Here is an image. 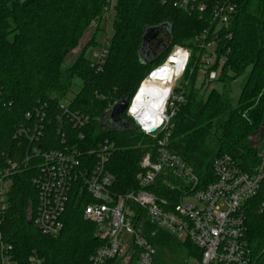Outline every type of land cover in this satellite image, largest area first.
<instances>
[{
    "label": "trees",
    "instance_id": "16d2710c",
    "mask_svg": "<svg viewBox=\"0 0 264 264\" xmlns=\"http://www.w3.org/2000/svg\"><path fill=\"white\" fill-rule=\"evenodd\" d=\"M174 2L116 0L112 7L111 0H0V171L6 159L20 162L25 157L27 146L19 145L13 135L38 103L50 107L47 141L58 142L54 116L79 80L80 91L68 108L87 116L89 125L85 139L75 142L88 148L89 158L100 141L113 143L108 165L114 176L113 193L138 190L139 162L154 141L141 135L125 114L121 116L127 126L124 130L110 127L105 119L116 103H129L140 83L177 47L188 50L190 56L180 82L185 101L168 127L167 149L205 184L214 181L212 164L224 155L243 172H253L260 165L258 154L264 150V0H239L231 25L219 30V50L229 49L230 53L210 90L197 81L198 66L206 53L198 48V39L212 29L206 19L179 10ZM111 8L112 36L107 57L98 68L85 55L96 45ZM92 28V38L81 48L84 35ZM155 28L161 32L144 54L143 38ZM241 77L244 83L234 103L231 86ZM37 163L31 161L13 177L4 212L5 241L21 260L36 252L43 264H91L101 242L94 237V226L82 216L84 206L93 201L77 187L70 195L60 235L43 236L33 227L37 192L31 179ZM158 186L162 196H168L170 189L160 182ZM170 194L177 202L176 190ZM133 211L140 222L139 234L156 251L154 264H180L181 258L187 264L199 259L200 252L193 245L157 229L141 210L133 207ZM243 211L244 238L253 263L264 264V181ZM118 263H126L124 253L106 264Z\"/></svg>",
    "mask_w": 264,
    "mask_h": 264
},
{
    "label": "built area",
    "instance_id": "2783aa9c",
    "mask_svg": "<svg viewBox=\"0 0 264 264\" xmlns=\"http://www.w3.org/2000/svg\"><path fill=\"white\" fill-rule=\"evenodd\" d=\"M174 6L206 19L212 29L211 34L204 32L198 39V48L206 51L198 66L199 77L203 87L210 90L219 79L230 53L229 49L219 50V30L231 25L239 0H175ZM108 48L109 42L105 37L99 51L94 54V66L100 68ZM176 49H172L165 62L152 70L139 87L170 61ZM184 51L188 56L180 74L171 78L172 87L167 95L159 98L164 102V123L151 133L141 131L137 121L144 115L139 112L130 115L139 87L123 113L141 135L154 141L139 162L136 191L119 195L112 191L114 176L108 165L114 150L113 143L107 139L100 141L89 158L88 148L82 149V145L75 142L85 139L84 132L89 125L87 116L60 103V111L54 116L59 128L58 142L54 144L46 139L51 117L49 105L38 103L25 114V122L16 129L13 140L27 146L26 155L20 162L6 159L5 167L0 171V264H43L36 252L23 260L18 258L12 246L5 241L3 232L4 212L13 177L21 167L30 166L33 160L38 162L34 166L35 176L31 179L37 192L33 227L43 236L60 235L70 195L77 187L80 193L93 201L84 206L82 216L84 221L94 226V237L101 242L91 257V264H106L121 253L126 255L124 264H130L132 259H135V264H154L156 251L139 234L140 222L133 207L144 212L149 223L157 229L197 248L200 252L198 264H254L244 238L243 205L257 194L264 181V150L258 154L260 165L251 173L243 172L228 155L217 158L212 164L214 181L205 184L167 149L168 127L185 101L183 90L178 85L190 56L188 50ZM156 111L158 109H153L149 115ZM158 182L170 189L168 196H162ZM175 190L177 202L170 194Z\"/></svg>",
    "mask_w": 264,
    "mask_h": 264
},
{
    "label": "bare ground",
    "instance_id": "6f19581e",
    "mask_svg": "<svg viewBox=\"0 0 264 264\" xmlns=\"http://www.w3.org/2000/svg\"><path fill=\"white\" fill-rule=\"evenodd\" d=\"M184 52L182 49H176L172 56L175 59L170 60L162 69H158L150 79H146L143 82L137 90L136 98L132 105V108L136 109L135 112L145 115L153 111V105H157L160 102L159 98L165 94L166 90L168 91L172 87L171 78L180 74L185 62Z\"/></svg>",
    "mask_w": 264,
    "mask_h": 264
},
{
    "label": "rangeland",
    "instance_id": "374dc122",
    "mask_svg": "<svg viewBox=\"0 0 264 264\" xmlns=\"http://www.w3.org/2000/svg\"><path fill=\"white\" fill-rule=\"evenodd\" d=\"M115 2H116V0H111V6L112 7L114 6ZM112 17H113V13H112V8H111V11L109 12V14L107 16V19L104 20V22L102 23L101 32H99L98 35L96 36V45L94 47L89 48L88 51L86 52L85 56L89 61H92V62L94 61V54H96L99 51V47L101 46V43L103 42L104 38L107 37V39H109L112 36V27H111ZM93 30H94V28L89 30L84 35V37L80 43L81 48L83 46H85L89 42V40L92 38L93 32H94ZM160 50H161V45L157 46L156 52L154 55L155 57L157 56L156 54H159ZM154 56H152V57H154ZM200 78L201 77H199L197 79L198 83H201ZM243 83H244V77H241V78H238L237 80H235L231 86V98H232L234 103H236V101L238 99V96H239V93H240V90H241ZM178 85H180V83ZM80 88H81V82L79 80H75L71 92L67 96L66 100L62 101L61 104L62 105H68L75 98V96L78 94V92L80 91ZM105 120H106V124H109L107 119H105ZM168 261L171 262V258H168ZM183 262H184L183 258L179 259L180 264H182ZM118 264H121V263H118ZM187 264H198V262L195 259H190Z\"/></svg>",
    "mask_w": 264,
    "mask_h": 264
},
{
    "label": "water",
    "instance_id": "95a60500",
    "mask_svg": "<svg viewBox=\"0 0 264 264\" xmlns=\"http://www.w3.org/2000/svg\"><path fill=\"white\" fill-rule=\"evenodd\" d=\"M160 32L161 28L150 29L147 31L146 35L143 38L142 52H144V54H148V52L150 51L149 44L157 39ZM127 106L128 100H121L113 106L107 118L110 127L118 130L126 129L127 126L122 121L121 116L126 111Z\"/></svg>",
    "mask_w": 264,
    "mask_h": 264
},
{
    "label": "clouds",
    "instance_id": "9594fccd",
    "mask_svg": "<svg viewBox=\"0 0 264 264\" xmlns=\"http://www.w3.org/2000/svg\"><path fill=\"white\" fill-rule=\"evenodd\" d=\"M179 55V53H177ZM185 59L188 56L187 52H184ZM170 60H174L175 57H170ZM167 71V69H165ZM165 95H167V90L165 92ZM163 101H161L157 105H153L154 109H158V111L154 112L152 115L145 114L142 120L137 121V123L140 125L141 131L145 133H151L154 129L159 128L164 123V115H163ZM136 111L135 108H132L130 110V115L134 114Z\"/></svg>",
    "mask_w": 264,
    "mask_h": 264
}]
</instances>
